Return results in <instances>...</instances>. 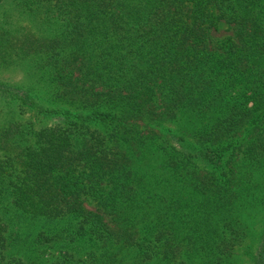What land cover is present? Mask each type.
Instances as JSON below:
<instances>
[{
    "label": "trees",
    "instance_id": "obj_1",
    "mask_svg": "<svg viewBox=\"0 0 264 264\" xmlns=\"http://www.w3.org/2000/svg\"><path fill=\"white\" fill-rule=\"evenodd\" d=\"M14 1L0 264H264V0Z\"/></svg>",
    "mask_w": 264,
    "mask_h": 264
},
{
    "label": "rangeland",
    "instance_id": "obj_2",
    "mask_svg": "<svg viewBox=\"0 0 264 264\" xmlns=\"http://www.w3.org/2000/svg\"><path fill=\"white\" fill-rule=\"evenodd\" d=\"M12 1V2H11ZM15 1L14 0H0V17L3 14V11L5 9H8L9 17L12 21V24L14 28H20L24 24H30L31 25V19L30 16L26 15L25 13L19 12V10L14 6ZM35 25H33L34 27ZM217 33H221V31H218ZM0 79L2 80H8L14 83H19L22 86L26 85L27 83V77H26V72L24 71L23 68H21L20 65H6L3 67H0ZM13 104L9 103L3 98H0V116L3 121L11 118L13 114H16L17 118L19 119H27L32 116V112L30 110L27 111H22L20 113H17L13 109ZM34 117V116H32ZM35 121L37 120L36 117ZM55 120V118H50L47 120L48 123H51ZM247 224H251L252 220L249 218H246ZM257 226H260L259 222H256ZM252 232L249 231L247 234H245L242 242L240 244H237L233 255L230 256V264H251V260L249 257V254L247 253V245L251 247L252 243H255L257 240H255V236L251 235ZM46 252V251H45ZM58 251L53 250V249H47V252L44 254V258L46 259V263L52 262L55 260L57 256Z\"/></svg>",
    "mask_w": 264,
    "mask_h": 264
}]
</instances>
